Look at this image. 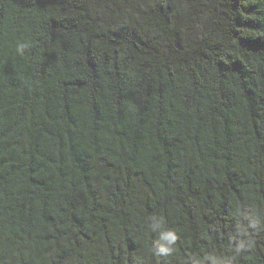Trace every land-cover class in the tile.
I'll return each instance as SVG.
<instances>
[{"label":"trees","instance_id":"16d2710c","mask_svg":"<svg viewBox=\"0 0 264 264\" xmlns=\"http://www.w3.org/2000/svg\"><path fill=\"white\" fill-rule=\"evenodd\" d=\"M0 264H264V0H0Z\"/></svg>","mask_w":264,"mask_h":264}]
</instances>
